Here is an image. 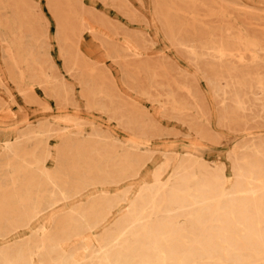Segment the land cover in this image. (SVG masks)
<instances>
[{"label": "rangeland", "instance_id": "obj_1", "mask_svg": "<svg viewBox=\"0 0 264 264\" xmlns=\"http://www.w3.org/2000/svg\"><path fill=\"white\" fill-rule=\"evenodd\" d=\"M166 236L264 264V0H0V264Z\"/></svg>", "mask_w": 264, "mask_h": 264}, {"label": "bare ground", "instance_id": "obj_2", "mask_svg": "<svg viewBox=\"0 0 264 264\" xmlns=\"http://www.w3.org/2000/svg\"><path fill=\"white\" fill-rule=\"evenodd\" d=\"M77 4V1H75ZM177 2V1H176ZM192 2V1H191ZM53 8V7H52ZM185 10V9H184ZM84 11V10H83ZM77 12V11H76ZM191 12V11H190ZM37 13V12H36ZM74 13V12H73ZM242 13V12H241ZM244 13V12H243ZM178 14V13H177ZM174 18V17H173ZM26 19V18H25ZM175 20V19H174ZM179 25V24H178ZM90 27V26H89ZM176 27V25H175ZM203 28V27H202ZM222 28V26H221ZM224 28V27H223ZM91 29V28H90ZM176 30V28H175ZM218 30V29H217ZM94 31V30H92ZM223 31V29H222ZM178 35V33H176ZM233 35V34H232ZM177 38V37H176ZM128 40V39H127ZM130 40V39H129ZM176 41V39H175ZM230 42V40H229ZM195 44V43H194ZM210 44V43H209ZM177 45V44H176ZM231 45V43H230ZM208 49V48H207ZM211 49V48H210ZM80 50V49H79ZM208 51V50H207ZM30 52V51H29ZM33 53V52H32ZM30 52V54H32ZM135 53V52H134ZM29 55V54H28ZM68 55V54H67ZM31 56V55H30ZM33 57V56H32ZM219 57V56H218ZM33 60V59H32ZM219 61V60H218ZM33 62V61H32ZM221 63V62H220ZM34 64V63H33ZM224 63H222L221 66H223ZM34 66V65H33ZM211 66V65H210ZM228 67V66H227ZM223 68V67H222ZM213 70V69H212ZM217 70V69H216ZM229 71V70H228ZM19 72V71H18ZM168 72V71H167ZM223 72V71H222ZM226 86V85H225ZM65 88V85H64ZM91 92V91H90ZM63 99V98H62ZM43 174V173H42ZM41 174V175H42ZM47 175V174H46ZM253 175H250V177ZM24 178V177H23ZM50 180V179H49ZM252 180V179H251ZM35 181V180H34ZM37 181H39L37 179ZM36 181V182H37ZM74 181V180H73ZM72 184V183H71ZM70 184V185H71ZM31 185V184H30ZM2 187V186H1ZM39 187V186H38ZM71 188V187H70ZM246 188V187H245ZM38 188L36 187L35 190H37ZM255 186L253 181L250 182L249 186H248V190L246 193H248L250 199V203L254 205V207H257L256 205V190H255ZM42 190V189H41ZM51 190V189H50ZM40 192V190H39ZM38 192V193H39ZM34 193V192H33ZM35 193H37L35 191ZM34 193V194H35ZM38 197V196H37ZM52 197L51 193L45 194L43 195V200L42 203L43 205L46 203H50L48 202V200ZM237 197V196H236ZM54 199V196H53ZM52 199V200H53ZM196 201V200H195ZM31 202V201H30ZM53 203V202H52ZM37 204V203H36ZM25 206V205H24ZM47 206V205H46ZM238 208V207H237ZM24 209V208H23ZM42 209V208H41ZM257 212V211H256ZM234 218V217H233ZM22 219V218H20ZM25 219V218H24ZM26 221V220H25ZM247 221L246 218L243 219V223L244 226L246 225L245 222ZM218 240L222 243L225 244L227 242V240H229V236L226 233H218ZM254 235H259V232H255ZM187 241V240H186ZM129 244V243H128ZM221 244V245H222ZM211 245L212 242H208L207 239L202 240V243L200 244V248L197 249V253L195 254H204V252H211ZM210 246V247H209ZM228 247V246H227ZM188 251L186 253H184V256L179 255L178 251L176 249V247L173 244L172 238L169 236H166L165 238H163L160 241L155 242V247L152 249L148 250V253L146 255V257L148 256L149 261L151 262L150 264H192V261H190L189 256H190V252L192 248H187ZM112 250V248L110 249ZM109 251V250H108ZM52 252V251H51ZM50 252V254H51ZM195 252V251H194ZM23 253V252H22ZM131 255L133 256L132 258H122V257H116L114 260H109L108 264H134V261H136L135 255L136 252L135 250H131L130 251ZM9 255V252H8ZM102 255V254H101ZM104 256H107V254H103ZM2 256V255H1ZM11 257V256H10ZM103 257V256H102ZM108 257V256H107ZM21 259V258H20ZM19 262V260H18ZM221 262V261H220ZM11 264V263H10Z\"/></svg>", "mask_w": 264, "mask_h": 264}]
</instances>
